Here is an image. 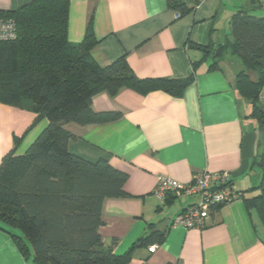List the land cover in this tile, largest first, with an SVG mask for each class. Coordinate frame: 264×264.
Returning <instances> with one entry per match:
<instances>
[{
	"label": "crops",
	"instance_id": "crops-1",
	"mask_svg": "<svg viewBox=\"0 0 264 264\" xmlns=\"http://www.w3.org/2000/svg\"><path fill=\"white\" fill-rule=\"evenodd\" d=\"M33 0H0V9L18 10ZM68 38L81 42L91 27L103 66L124 57L141 79H194L182 96L162 89L142 94L124 88L96 94L95 111H119L116 121L65 127L76 138L69 150L89 161L108 160L127 173L126 196L106 198L100 227L105 246L126 264H264V224L246 199L260 192L263 151L251 104L235 81L243 68L234 53L230 19L238 11L264 15L259 0H199L180 13L167 0H68ZM225 46L223 54L216 49ZM217 61L215 69H209ZM264 111V85L260 92ZM49 123L30 108L0 102V165L9 152L23 154ZM227 170L243 196L213 209L203 228H187L176 217L199 196L155 195L158 177L189 183L194 173ZM164 232L155 252L140 239ZM150 246V245H149ZM0 264H28L11 234L0 228Z\"/></svg>",
	"mask_w": 264,
	"mask_h": 264
},
{
	"label": "trees",
	"instance_id": "trees-1",
	"mask_svg": "<svg viewBox=\"0 0 264 264\" xmlns=\"http://www.w3.org/2000/svg\"><path fill=\"white\" fill-rule=\"evenodd\" d=\"M180 15L199 0H167ZM17 23V37L0 41V102L30 108L49 120L47 127L20 155L9 152L0 165V228L11 234L28 264H126L105 246L100 232L106 198L123 197L126 172L108 160L89 161L69 150L76 136L65 125L116 121L119 111H95L96 94L116 95L124 88L142 94L164 90L182 96L194 79H141L124 57L101 65L94 56L98 39L91 25L84 39L68 38V0H33L6 11ZM232 48L242 59L236 76L238 94L249 101L264 146V15L238 11L230 19ZM225 46L216 49L223 54ZM215 61L209 69H215ZM261 168L260 192L246 199L264 224V147L255 159ZM164 232L151 230L140 242H162Z\"/></svg>",
	"mask_w": 264,
	"mask_h": 264
},
{
	"label": "built area",
	"instance_id": "built-area-1",
	"mask_svg": "<svg viewBox=\"0 0 264 264\" xmlns=\"http://www.w3.org/2000/svg\"><path fill=\"white\" fill-rule=\"evenodd\" d=\"M264 4V0H259ZM17 37V23L14 17L0 9V41L13 40ZM155 195L165 199L168 195L199 196V201L187 206L176 217V223L187 228H203L213 209L232 202L243 196V191L236 188L227 170H203L194 173L189 183H182L169 176L158 177ZM158 244L148 246L155 252Z\"/></svg>",
	"mask_w": 264,
	"mask_h": 264
}]
</instances>
